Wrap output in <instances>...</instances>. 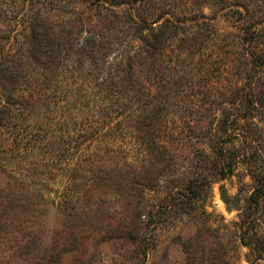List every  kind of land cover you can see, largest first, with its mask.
<instances>
[{"label":"rangeland","instance_id":"obj_1","mask_svg":"<svg viewBox=\"0 0 264 264\" xmlns=\"http://www.w3.org/2000/svg\"><path fill=\"white\" fill-rule=\"evenodd\" d=\"M87 1L46 0L38 13L40 0H0V264H264L245 243L264 244V207L248 230L240 217L250 162L264 176V115L257 137L237 140V163L214 143L235 136L221 130L243 46L233 15L263 16L264 0H223L252 4L249 13L210 0L214 50L178 32L145 62L138 40L124 56L134 61L103 62L92 33L76 31L64 59L39 62L47 68L18 60L29 22L66 28L95 12ZM194 1L175 0L172 12L200 14Z\"/></svg>","mask_w":264,"mask_h":264},{"label":"trees","instance_id":"obj_2","mask_svg":"<svg viewBox=\"0 0 264 264\" xmlns=\"http://www.w3.org/2000/svg\"><path fill=\"white\" fill-rule=\"evenodd\" d=\"M42 1L46 0H40L33 7L30 6L31 10L34 9L40 13L46 3ZM185 1L188 3V0ZM87 2L91 5V8L95 9V12L89 13L85 19L81 17L74 20H66V28L49 26V28L45 29L42 24L34 23L33 27L32 23L29 22L30 39H32L31 47L28 52L23 48L20 49L16 55L19 57L18 60L27 62L25 65L29 64L32 68L36 66L37 68H47V66H42L44 64L39 62L46 61L47 63L49 60L52 61L53 57L59 61L64 59L63 54H68L70 52L68 50L74 45L73 39L76 36V31L79 33H92L88 41H86L87 45L96 46L95 57L103 62L110 61L112 54L115 53V60L117 61H120V59L121 61L122 59L134 61V56L133 58L124 56L128 49L133 48L132 46L136 40L141 42L139 61L145 62L149 49L158 53L160 50L163 51L168 45L173 47L175 43L173 39L178 32L181 34H191L193 32L195 34L194 39H197V42L199 40L200 47L204 43L206 47L213 43L212 50H214V43H217V37L222 36L215 25L219 15L215 14L208 17L204 14V8L211 5L210 0H195L194 2L202 10L201 13L195 16L183 17L176 16L172 12L177 7L175 0H88ZM215 3H218L216 7L219 8L221 13L226 10L230 11L231 7L242 8L245 9L246 13H249L252 5L247 2H237L229 7L223 4V0ZM241 16L233 15V17H236L234 27L240 32L236 39L241 43L237 45L242 46L243 43L240 52L241 57L237 58L239 64L237 72L238 84L231 91V97L229 98L231 106L229 109L223 110L225 117L221 122V130L225 134L235 133V136L227 140L218 137L214 141L216 150L218 152L221 151V153L226 150L227 154L225 156L235 163L238 162L239 158L235 151L237 140L242 137L247 139L246 133L254 134L257 137V131H255L253 126L258 127L256 119L264 115V15H257L256 18L255 15L248 16L249 18L247 15ZM36 26L37 31L34 29ZM52 38L55 40L59 38L60 49L54 48ZM181 41L184 43L185 39ZM82 48L80 47V49ZM92 51L94 50H86L85 55L87 56ZM7 55L4 57L6 62L14 56ZM7 70V78L4 77V84L6 86L14 85L11 80L12 77H10L11 70L9 68ZM9 92V95L13 93V91ZM248 166L255 186L253 192L246 200L247 204L240 208L242 210L240 217L242 223H244L242 229L246 227V230L250 229L246 226L247 221L250 218V223L255 221L257 219L254 217L255 212L264 207V176L259 175V167L254 166L253 163L251 165L250 162ZM243 232L247 234V231L244 230ZM244 238L247 239L245 234ZM260 241L258 244H253L251 241L245 243L252 251H258L264 255V244ZM60 257V255L54 256L50 260V264H60Z\"/></svg>","mask_w":264,"mask_h":264}]
</instances>
